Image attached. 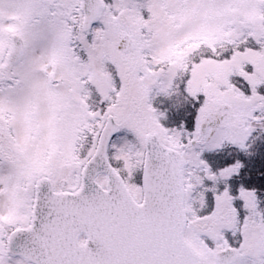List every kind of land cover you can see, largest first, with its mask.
<instances>
[{
  "label": "snow or ice",
  "instance_id": "snow-or-ice-1",
  "mask_svg": "<svg viewBox=\"0 0 264 264\" xmlns=\"http://www.w3.org/2000/svg\"><path fill=\"white\" fill-rule=\"evenodd\" d=\"M0 264H264V0H0Z\"/></svg>",
  "mask_w": 264,
  "mask_h": 264
}]
</instances>
